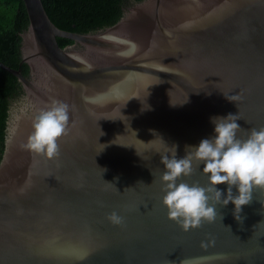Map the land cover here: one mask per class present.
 Returning <instances> with one entry per match:
<instances>
[{"label": "water", "instance_id": "water-1", "mask_svg": "<svg viewBox=\"0 0 264 264\" xmlns=\"http://www.w3.org/2000/svg\"><path fill=\"white\" fill-rule=\"evenodd\" d=\"M23 1L30 77L0 61L26 89L0 163V264H264V190L242 221L217 205L214 223L184 232L162 204L159 137L182 157L213 135L212 116L239 114L241 138L264 128V0H143L87 35L58 28L43 0ZM54 99L69 104L71 131L49 160L23 145ZM184 182L208 186L198 161Z\"/></svg>", "mask_w": 264, "mask_h": 264}, {"label": "clouds", "instance_id": "clouds-1", "mask_svg": "<svg viewBox=\"0 0 264 264\" xmlns=\"http://www.w3.org/2000/svg\"><path fill=\"white\" fill-rule=\"evenodd\" d=\"M103 38L127 44L128 48L120 53L121 56H133L138 50L132 41L112 35ZM225 97L229 102L241 98L238 95ZM238 121L239 114L231 112L210 117L213 135L203 138L198 145H186L182 157L178 155V144L169 145L159 136L165 145V151L160 154L165 169L160 178L164 193L162 204L167 209L168 218L184 232L198 229L205 222L214 223L217 205H233L235 218L242 221L241 213L244 206L252 202L254 189L264 190V128H252L245 138H241L242 127ZM32 129L23 147L34 155L57 159L60 141L71 131L69 104L54 99L49 108L40 110L35 116ZM194 160L200 163L208 178L207 187L184 182V178L193 173ZM220 185L226 188L218 187ZM107 219L114 226H122L125 222L116 211ZM209 244L214 241L202 242L201 246L207 248ZM183 264L198 262L185 260Z\"/></svg>", "mask_w": 264, "mask_h": 264}, {"label": "trees", "instance_id": "trees-1", "mask_svg": "<svg viewBox=\"0 0 264 264\" xmlns=\"http://www.w3.org/2000/svg\"><path fill=\"white\" fill-rule=\"evenodd\" d=\"M143 0H43L52 22L60 29L77 34H96L118 23L126 11ZM23 0H0V61L14 69L21 67L30 77V66L22 64L23 35L29 28ZM61 48L75 45L58 39ZM26 97L23 84L0 67V163L6 148L7 127L11 115Z\"/></svg>", "mask_w": 264, "mask_h": 264}, {"label": "flooded vegetation", "instance_id": "flooded-vegetation-1", "mask_svg": "<svg viewBox=\"0 0 264 264\" xmlns=\"http://www.w3.org/2000/svg\"><path fill=\"white\" fill-rule=\"evenodd\" d=\"M27 98H28V97H27ZM27 98H26V99H27Z\"/></svg>", "mask_w": 264, "mask_h": 264}]
</instances>
